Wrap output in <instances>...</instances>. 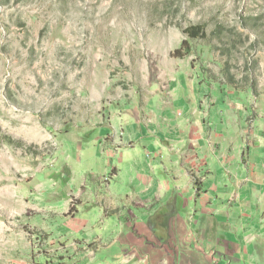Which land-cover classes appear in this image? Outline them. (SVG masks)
Instances as JSON below:
<instances>
[{"label":"rangeland","instance_id":"rangeland-1","mask_svg":"<svg viewBox=\"0 0 264 264\" xmlns=\"http://www.w3.org/2000/svg\"><path fill=\"white\" fill-rule=\"evenodd\" d=\"M206 150L224 209L252 195L251 161L264 183V0H0V264H178L152 225L196 212ZM146 214L160 241L135 227ZM258 217L212 261L264 264ZM141 241L164 253L147 262Z\"/></svg>","mask_w":264,"mask_h":264},{"label":"crops","instance_id":"crops-1","mask_svg":"<svg viewBox=\"0 0 264 264\" xmlns=\"http://www.w3.org/2000/svg\"><path fill=\"white\" fill-rule=\"evenodd\" d=\"M251 150L248 152L250 158ZM203 156L212 173L211 176H208L207 179H204V186L206 189L201 194V196L198 197L200 201L198 202V208L196 212L193 213V215H188L183 209L175 213L173 212L174 214L171 213L167 215V213L161 208L157 210V215L161 216L160 224L156 223L152 225V222H154V214H146L135 224V227H137L141 234H143L145 237L152 238L155 241H160V238L162 237H157L156 235L152 234L150 230V224L154 227H168L169 246H177L178 264H181V260L186 261L183 257L191 256L188 255V252L194 251L198 252L207 264H223V262L220 261L215 263L212 261V257L208 255L210 248L215 247L216 254L219 256L222 254L220 247L224 245H231L238 248L240 246L242 247L243 242L237 238L235 231H240L244 228H247L250 232L257 230L259 227L258 213L264 207H262V203L264 202V192L261 193L264 183H260L261 180L258 177V171L256 172V167L253 164V161H251V165L254 167V184L251 189L252 195L248 197L244 192L243 195L242 193H239V198L241 199L240 202L244 203V206H241V203L238 205V202L237 204L232 203L228 209H224L225 200H227V193L224 191L227 182V178L224 176L223 172L224 163L219 157H217V155L210 153L208 150H206ZM259 159H261L263 163L262 167H264L262 158ZM210 181L211 183H209ZM240 182L242 183L243 181ZM242 186L244 187L245 185ZM257 188L260 190H257ZM211 189L214 190V192H210ZM191 197L192 203L195 204L196 201L194 197ZM246 199H250V202H247ZM243 211H249L247 212L249 213V216L246 214V212L244 213V215L248 216L249 218L248 222H246L248 225L241 223L242 219L238 221V216ZM200 227L206 236L203 237L199 244H196L194 233L195 230L199 229ZM250 236L252 241H249V244L253 245L251 242H254V237L257 235L251 234ZM141 244L143 246L140 245V249L146 251L145 254L148 256L147 262L153 261L158 255L164 253L163 248L154 250L146 247L142 241ZM254 262L253 260H250V264H254Z\"/></svg>","mask_w":264,"mask_h":264},{"label":"trees","instance_id":"trees-1","mask_svg":"<svg viewBox=\"0 0 264 264\" xmlns=\"http://www.w3.org/2000/svg\"><path fill=\"white\" fill-rule=\"evenodd\" d=\"M184 34L187 36L188 39H198V38H205L206 33L204 31V27L202 25H192L184 29ZM190 52V45L187 40H185L181 47L176 49L172 56L176 58H183ZM7 141L11 144H19L13 141L12 139H7Z\"/></svg>","mask_w":264,"mask_h":264}]
</instances>
